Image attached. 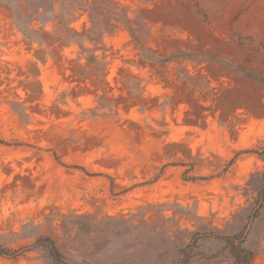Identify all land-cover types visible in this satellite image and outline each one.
Listing matches in <instances>:
<instances>
[{
    "label": "rangeland",
    "instance_id": "rangeland-1",
    "mask_svg": "<svg viewBox=\"0 0 264 264\" xmlns=\"http://www.w3.org/2000/svg\"><path fill=\"white\" fill-rule=\"evenodd\" d=\"M257 0H0V264H264Z\"/></svg>",
    "mask_w": 264,
    "mask_h": 264
},
{
    "label": "trees",
    "instance_id": "trees-1",
    "mask_svg": "<svg viewBox=\"0 0 264 264\" xmlns=\"http://www.w3.org/2000/svg\"><path fill=\"white\" fill-rule=\"evenodd\" d=\"M255 153H257L263 160H264V145L259 146L257 149H253ZM264 181V175H263ZM264 202V186L259 191V197L256 201L259 208L263 207ZM246 227L240 230L238 233L234 234H223L220 232H207L204 231L194 232L193 239L184 245L183 247L179 248V253L181 255V260L185 263L191 261V259L195 255V249L197 247V239L196 236L202 234L204 236L214 235L219 240L223 241L222 252L225 254L227 258L232 261V264H251L252 260L255 256V250L250 248L246 241H247V233L245 232ZM34 247H42L44 248L51 260L52 264H75L68 260V258L63 254L60 250L57 243L49 236H39L34 244ZM23 250L21 249H13L10 247L5 246L4 244L0 243V255L1 256H8V257H18L21 255Z\"/></svg>",
    "mask_w": 264,
    "mask_h": 264
},
{
    "label": "bare ground",
    "instance_id": "bare-ground-1",
    "mask_svg": "<svg viewBox=\"0 0 264 264\" xmlns=\"http://www.w3.org/2000/svg\"><path fill=\"white\" fill-rule=\"evenodd\" d=\"M254 13L264 15V0H257L254 4Z\"/></svg>",
    "mask_w": 264,
    "mask_h": 264
}]
</instances>
